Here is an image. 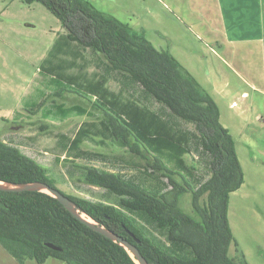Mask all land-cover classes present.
Wrapping results in <instances>:
<instances>
[{
  "label": "trees",
  "instance_id": "trees-1",
  "mask_svg": "<svg viewBox=\"0 0 264 264\" xmlns=\"http://www.w3.org/2000/svg\"><path fill=\"white\" fill-rule=\"evenodd\" d=\"M22 2L41 4L65 33L38 66L40 90L22 98L21 106L46 121L88 119L72 137L54 135V161L67 164L70 178L102 190L94 200L60 192L98 226L136 246L147 264H248L238 250L229 256L231 244L237 247L229 198L243 185L244 173L210 94L143 31L89 0ZM39 91L44 94L35 98ZM65 94L90 109L59 102ZM84 144L124 153L101 154L84 150ZM62 178L26 156L11 138H0V182L57 189ZM185 195L190 211L182 205ZM0 245L19 262L137 264L119 243L45 192L0 190Z\"/></svg>",
  "mask_w": 264,
  "mask_h": 264
},
{
  "label": "rangeland",
  "instance_id": "rangeland-1",
  "mask_svg": "<svg viewBox=\"0 0 264 264\" xmlns=\"http://www.w3.org/2000/svg\"><path fill=\"white\" fill-rule=\"evenodd\" d=\"M89 1L99 11L143 31L156 49L168 51L216 102L220 123L234 138L244 173L243 185L229 198V225L237 244V247L231 244L229 256L235 257L238 250L248 264H264V95L251 91L246 85L250 76L248 69L215 45H206L198 30L183 18L184 12L179 6L170 3L182 1L179 5L186 6V0ZM64 33L58 19L41 4L0 0V138H11L26 156L56 176L64 177L56 184L64 194L94 200L102 190L87 185L78 176L70 178L66 173L67 164L56 165L53 152L55 134L72 137L78 126L88 119L46 121L39 114L29 115L21 106L24 96L32 90H40L36 88L42 80L38 77V66L57 37ZM43 94L39 91L34 97ZM59 102L88 107L86 101L72 94H65ZM15 112L21 117L13 120ZM82 148L108 155L124 153L113 146L103 149L84 144ZM186 162L191 164L190 157H186ZM182 205L185 211H190L189 195L183 197ZM0 264L38 263L27 259L19 262L0 245ZM42 264L64 262L49 258Z\"/></svg>",
  "mask_w": 264,
  "mask_h": 264
},
{
  "label": "crops",
  "instance_id": "crops-1",
  "mask_svg": "<svg viewBox=\"0 0 264 264\" xmlns=\"http://www.w3.org/2000/svg\"><path fill=\"white\" fill-rule=\"evenodd\" d=\"M171 2L184 12L181 15L206 45H215L247 68L246 85L264 95V0H186V6L179 5L182 1Z\"/></svg>",
  "mask_w": 264,
  "mask_h": 264
},
{
  "label": "water",
  "instance_id": "water-1",
  "mask_svg": "<svg viewBox=\"0 0 264 264\" xmlns=\"http://www.w3.org/2000/svg\"><path fill=\"white\" fill-rule=\"evenodd\" d=\"M1 191H11V192H23V191H37L45 192L55 198L68 212H70L74 217L79 219L81 222L86 224L89 228L96 231L97 233L105 236L106 238L112 240L113 242L119 243L124 247L132 256L135 258L137 264H147L146 261L141 257L136 246L128 243L122 238L116 236L112 232L106 230L105 228L98 226L92 219L86 216V214L76 207L74 202H72L67 196L63 195L60 190L50 188L48 185L40 182L27 183V184H7L0 182ZM46 246L52 250H60L58 247L47 243Z\"/></svg>",
  "mask_w": 264,
  "mask_h": 264
}]
</instances>
